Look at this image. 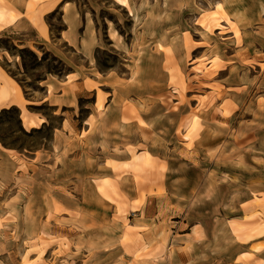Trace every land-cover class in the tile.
<instances>
[{
  "label": "rangeland",
  "instance_id": "374dc122",
  "mask_svg": "<svg viewBox=\"0 0 264 264\" xmlns=\"http://www.w3.org/2000/svg\"><path fill=\"white\" fill-rule=\"evenodd\" d=\"M16 1L0 11L61 30L56 0ZM78 1L114 79L74 106L43 99L64 62L0 23V66L29 101L0 111V264H264V0H182L124 53L108 35L132 44L139 0Z\"/></svg>",
  "mask_w": 264,
  "mask_h": 264
},
{
  "label": "crops",
  "instance_id": "0c3cea01",
  "mask_svg": "<svg viewBox=\"0 0 264 264\" xmlns=\"http://www.w3.org/2000/svg\"><path fill=\"white\" fill-rule=\"evenodd\" d=\"M130 1L132 0H128V2ZM181 1L139 0L138 7L130 13L131 17L137 19V23L140 24L138 31L132 35V44L126 43L122 35L114 37L108 35L116 51L124 53L127 50L133 51L134 48L145 49L143 45L156 38L153 34L154 31H152L153 20L156 17H161L162 21H166L169 19L171 11L183 12L184 8L179 4ZM19 2L17 0L16 4H19ZM78 2V0H56L55 3L49 5L51 8L47 11L48 13L54 12L56 8L62 13L60 21L62 28L56 35L52 30V26H31L24 18L25 12L21 11L18 6L15 7V12L18 14L17 21L13 24L3 25V30L12 28L15 31L28 32L33 29L35 35L32 41L43 47H50L54 54L66 65L67 72L64 78L61 79L51 74L44 81L46 95L43 99L47 103L50 102L54 108L74 106L83 96L96 92V83L99 86L106 87L114 79L113 76L103 77L95 68L94 53L101 47L99 29L93 15L82 9ZM4 86L15 92V94L13 93V99L8 100L5 104H0V111L9 108L21 111L27 106L29 101L24 96L23 85L0 66V89ZM31 122L35 124L33 126L35 128L37 121L34 119ZM255 256L262 261L264 253L256 252ZM237 258L234 264H240Z\"/></svg>",
  "mask_w": 264,
  "mask_h": 264
},
{
  "label": "bare ground",
  "instance_id": "6f19581e",
  "mask_svg": "<svg viewBox=\"0 0 264 264\" xmlns=\"http://www.w3.org/2000/svg\"><path fill=\"white\" fill-rule=\"evenodd\" d=\"M117 3H119V5H121L122 7H125V8H129V3H128V0H115ZM218 8H220V6H218ZM216 16H217V13H215L213 15V20L217 23L220 24V19H216ZM17 18H18V14L15 12V11H12V10H7V12L5 10H2V12L0 11V23L4 22V21H7L8 23L7 24H13L17 21ZM226 21H228L229 23H232V21H230L229 19H226ZM18 92V90H17ZM13 93L15 94V92H12L10 89H8L7 87H2L0 89V104H5V102H7L8 100L10 99H13ZM19 94V93H18ZM19 97H21L19 95ZM18 97V98H19ZM192 125L190 126L191 130H189L188 133H190L191 131L194 130V128L197 126V117L194 116L192 118V121H191ZM29 125L31 127H33L35 124L33 122H30ZM189 135L186 134L184 135V138L188 139ZM146 161L148 162L149 161V158L146 157L145 158Z\"/></svg>",
  "mask_w": 264,
  "mask_h": 264
},
{
  "label": "trees",
  "instance_id": "16d2710c",
  "mask_svg": "<svg viewBox=\"0 0 264 264\" xmlns=\"http://www.w3.org/2000/svg\"><path fill=\"white\" fill-rule=\"evenodd\" d=\"M18 114H19V112H18Z\"/></svg>",
  "mask_w": 264,
  "mask_h": 264
}]
</instances>
